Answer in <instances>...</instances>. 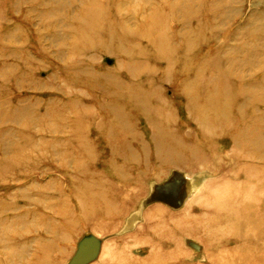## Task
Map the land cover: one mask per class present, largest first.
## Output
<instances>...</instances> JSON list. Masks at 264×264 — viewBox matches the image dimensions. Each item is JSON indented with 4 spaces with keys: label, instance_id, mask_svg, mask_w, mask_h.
<instances>
[{
    "label": "rangeland",
    "instance_id": "374dc122",
    "mask_svg": "<svg viewBox=\"0 0 264 264\" xmlns=\"http://www.w3.org/2000/svg\"><path fill=\"white\" fill-rule=\"evenodd\" d=\"M94 1L0 0V264H217L221 260L226 264H245L244 254L252 249L264 256V221H258L264 217L261 203H254L252 215H239L246 221L251 219L244 229L234 227L214 233L216 222L206 221L198 233L144 230L147 223L143 213L152 210L170 226L182 221L184 227L192 229L201 220L204 210L192 200L203 195L206 183L213 179L204 166L192 173L173 166L156 168L154 174L162 171L161 178L157 181L153 177L141 192L137 188L134 195L124 200L134 209L114 220L116 225L112 215L98 227L85 224L87 216L96 215L95 211L76 215L78 198L73 188L78 179H88L79 173L98 169L113 179L110 169L91 168L83 156L71 153L60 142L62 134L57 137L51 132L64 128L63 120L75 119L76 113L72 114L73 109L68 107L74 105L72 101L85 103L67 84L72 74L64 76L60 68L68 63L79 33L89 30L99 35L104 30L90 25ZM98 2L108 10L106 23L121 21L125 28L144 35L156 31L157 37L174 47L189 44L188 49H196L208 68L214 66L209 59L213 56H218L220 62L233 57L244 67L248 58L264 57V0ZM152 22L163 27L154 28ZM145 40L149 42L141 38L143 48ZM188 49L182 52L187 54ZM100 56L95 58V65L117 69L114 57ZM156 57L162 59L163 54ZM242 71L250 74L247 68ZM120 76H126V71L122 70ZM169 88L172 86H167L165 95L172 98L174 93ZM78 90L88 93L86 87ZM23 108H29V112L18 113ZM50 108H66V113L60 118H56L57 114L48 117ZM182 108L177 104L179 121L184 120ZM74 129L71 125L66 133ZM90 135L95 133L90 131ZM96 146L101 163L107 158V149L100 142ZM222 149L230 150L225 145ZM204 239L212 241L213 246L200 241ZM151 256L153 259L149 260Z\"/></svg>",
    "mask_w": 264,
    "mask_h": 264
},
{
    "label": "bare ground",
    "instance_id": "6f19581e",
    "mask_svg": "<svg viewBox=\"0 0 264 264\" xmlns=\"http://www.w3.org/2000/svg\"><path fill=\"white\" fill-rule=\"evenodd\" d=\"M98 1L90 8V25L104 30L98 35L81 28L78 42L70 45L73 53L68 63L60 68L64 76L72 74L67 84L85 103L72 101L74 105L68 107L73 109L72 114L76 113L75 119L63 120L64 128L51 131L57 137L62 134L60 142L71 153L83 156L91 168L100 166L113 172V179L98 169L79 173L88 179H78L72 189L78 198L76 215L95 211L96 215L87 216L85 224L97 227L112 215L116 225L114 220L134 209L125 205L124 200L134 195V190L141 192L153 177L157 181L161 178L162 171L154 174L156 168L173 166L192 173L204 166L213 179L206 183L204 194L192 200L204 210L201 220L192 229L184 227L182 221L170 226L161 222V217L158 219L152 210L141 215L147 223L144 230L151 233L153 229H179L196 233L206 221L216 222L214 233H224L234 227L247 228L251 219L246 221L239 215L253 212L254 203L264 206V57L252 56L244 67L233 57L220 62L218 56H213L209 59L214 66L208 68L196 49L192 46L188 49L189 44L174 47L166 39L157 37L156 31L144 35L125 28L121 21L115 20L114 25L106 23L108 10ZM151 24L154 28L163 27L161 23ZM141 38L149 40H145L146 48ZM182 49H188V53ZM91 52L94 56H88ZM145 52L153 54L147 56ZM159 53L163 54L162 59L156 57ZM100 55L114 57L117 69L95 65V58ZM246 68L249 75L242 71ZM122 70L126 71L124 77L120 76ZM169 85L174 93L172 98L165 95ZM80 87L88 88V93L79 92ZM177 104L184 108V120L179 121L177 117ZM28 112L29 108L18 111ZM47 112L48 117L57 114L56 118H60L66 108H50ZM71 125L74 131L66 133ZM99 142L107 149V158L101 163L96 151ZM224 145L230 150L223 151ZM225 159L232 162L228 164ZM260 220L263 222L264 217ZM200 241L213 246L210 240ZM259 253L256 249L246 252L244 263L264 264V256ZM225 262L221 260L217 264Z\"/></svg>",
    "mask_w": 264,
    "mask_h": 264
}]
</instances>
